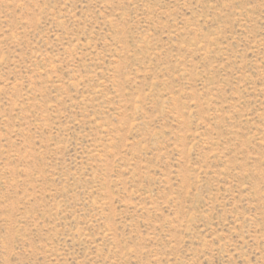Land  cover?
Masks as SVG:
<instances>
[{
    "label": "rangeland",
    "instance_id": "374dc122",
    "mask_svg": "<svg viewBox=\"0 0 264 264\" xmlns=\"http://www.w3.org/2000/svg\"><path fill=\"white\" fill-rule=\"evenodd\" d=\"M0 264H264V0H0Z\"/></svg>",
    "mask_w": 264,
    "mask_h": 264
}]
</instances>
